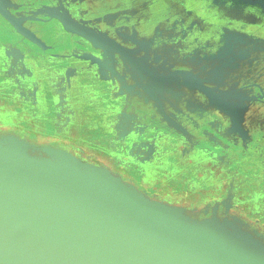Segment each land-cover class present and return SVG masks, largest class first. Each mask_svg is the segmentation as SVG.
I'll use <instances>...</instances> for the list:
<instances>
[{"label": "flooded vegetation", "instance_id": "af4514ba", "mask_svg": "<svg viewBox=\"0 0 264 264\" xmlns=\"http://www.w3.org/2000/svg\"><path fill=\"white\" fill-rule=\"evenodd\" d=\"M7 1L12 15L36 35L60 38L64 33V29L62 32L45 28L56 21L38 16L35 0ZM97 1L76 0V5L88 3L91 6ZM100 1L106 3L107 0ZM160 1L168 5V20L156 19V14L149 9L133 7L124 12L111 10L98 15L87 13L85 8L76 15L63 13L66 22L76 23V33L69 34L77 42L76 48H55L44 41L47 45L44 50L56 61L60 60L59 56L69 55L71 64L57 66L58 63L42 61L45 72L52 79L46 80L50 81L52 91L43 95L38 104L35 100L30 101L25 112L20 104L32 100L44 81L35 83L36 80H32L29 86L20 88L19 93L10 89L4 93L0 91V100L9 97L21 101L13 107L19 111L21 123L17 125L13 121L2 127L37 141L68 146L86 158L107 163L150 195L187 205L196 213L206 208L203 206L207 200L213 201L211 205L219 203L222 211L237 214L249 221L251 228L264 231V210L258 212L251 206H242L239 200L224 199L230 189L236 194L245 189L264 192V170L260 175L253 165L245 168L242 156L248 153H236V150L229 153L227 142L209 141L208 135L202 134L204 130H211L221 140L217 131L220 122L226 123V118H230L237 134L248 142L249 130L264 127V110L252 114L247 125L242 105L226 96L225 89L218 86L220 79L199 75L192 67L178 66V50L172 52L175 46L172 40L177 31L173 29L177 22L175 0ZM88 4L85 7L89 9ZM38 22L44 25L43 31ZM146 23L149 30L143 28ZM80 29L92 30L95 42L82 36L78 32ZM82 38L90 42L89 46H85ZM100 41L112 46H101ZM166 41L168 45H164ZM34 53L31 47L26 51V62ZM146 56H149L147 61L144 60ZM74 62L76 68L68 69ZM62 66L66 69L64 76L74 78L72 83L56 80ZM177 76L182 84L179 89ZM10 88L15 89L14 86ZM178 90L182 92L181 96L175 94ZM59 98L63 99L61 104ZM35 106L42 112H35ZM37 113L40 115L36 121L24 119ZM118 117L124 126L114 136V119L118 120ZM202 119H211L216 130ZM87 124L107 132L108 147L99 148L90 137L82 134L83 126L87 127ZM235 144L231 145L235 147ZM206 166L219 167L218 172L210 170V179L203 171ZM220 167L225 168L224 175H219ZM223 180L226 184L221 186ZM235 180L239 182L235 183ZM207 181L215 182L216 188L206 186ZM218 198L220 201L216 200Z\"/></svg>", "mask_w": 264, "mask_h": 264}, {"label": "water", "instance_id": "95a60500", "mask_svg": "<svg viewBox=\"0 0 264 264\" xmlns=\"http://www.w3.org/2000/svg\"><path fill=\"white\" fill-rule=\"evenodd\" d=\"M8 6L4 17L46 49ZM236 220L191 216L63 148L0 134V264H264V240Z\"/></svg>", "mask_w": 264, "mask_h": 264}, {"label": "rangeland", "instance_id": "374dc122", "mask_svg": "<svg viewBox=\"0 0 264 264\" xmlns=\"http://www.w3.org/2000/svg\"><path fill=\"white\" fill-rule=\"evenodd\" d=\"M45 1L49 3H45ZM35 2H37L34 4L37 8L38 16H45L46 18H49V15L54 12L57 14L65 12L70 14L72 12L76 15V12H80L82 8H85L87 13H95V15H98L99 12L103 13L111 10L124 12L131 7H133L132 9H149L156 14V19L162 17L168 20L169 15L168 5L161 3L160 0H107L106 3L98 0L96 4L91 6L85 3L88 4L89 9L85 7V4L76 5V0H35ZM174 2L177 22L173 29L177 31L175 32V39L172 40L175 42L172 52L178 50L177 55L175 53L178 66L192 67L193 71L199 75L220 79L221 83L218 86L225 89V94L228 98L242 105V114L244 113V118L248 125L249 117L252 114L264 110V0H175ZM153 3L157 4L155 8ZM40 21L42 22V20ZM55 21L51 22V25L47 24L45 28L51 27L53 30L60 29L62 31V23L57 19ZM41 22L38 23L40 31H43L45 28H43L44 25ZM143 26L144 29H150L147 23ZM40 31L37 33H40ZM63 31L64 33L61 34L60 38L39 37L55 48H58V46L61 48L66 47L70 50L76 48L77 42L74 41L73 36L69 35L71 32L66 31L67 34L65 30ZM0 37L4 38H0V61L2 60V62H7L10 65L11 63L19 65L20 62L26 61V51L30 47L32 52L34 49L35 53L33 58H29L30 61H27L29 63L38 60L39 62L44 61L47 63L50 61L49 63H58L59 65L64 63L66 65L72 60L67 55L59 56L60 60L56 61L47 51L40 50L39 45L19 33L1 12ZM82 40L85 41L83 42L86 44L85 46H89L90 42H88V39V41L84 38ZM166 43L164 45H168L167 41ZM144 60H149V56H146ZM34 75L33 79H40L39 75ZM10 77L12 81L17 79L16 75H11ZM180 80V76H177L178 89L182 85ZM175 94L182 95V92L178 90ZM11 103L9 100H0V129H4L2 126L10 125L13 121L17 122V125L21 123V120L18 119L19 111L13 108ZM25 107L26 105L24 104L20 106L22 112L27 111ZM28 117L24 119L30 120V122L37 119V117ZM119 119L120 117H118V120L114 119L113 128H115V132L119 131L121 126H124ZM229 119L226 118V123L220 122L221 129L218 128L217 131L222 136H220L221 140L211 130H204L202 134L204 136L208 135L209 141L227 142V146L230 149L227 150L229 153H234V150H236V153H248L242 156L244 167L248 168L250 167L248 165H253L255 172L261 175L264 170V127L257 126L252 132L249 130L248 138L250 140L245 142L243 137H241L242 135L240 134L239 136L237 134L235 126L232 125L233 122ZM207 120H205L206 123L215 129L216 124L211 119ZM234 142H236L235 147L238 149L231 145ZM230 146L234 148H230ZM214 168L206 166L203 170L206 172L205 174H208L209 179L211 172H218L219 167L215 166ZM220 169L219 175H224L225 168L220 167ZM207 182L208 185L206 184V186L216 188L215 182ZM220 182L221 186L226 184L225 181L223 183L222 181ZM234 182L238 183L239 181L235 180ZM205 189L208 190V188ZM227 197L236 201L239 200L242 206H251L258 212H263L264 210V192L245 189L236 194L230 189L224 199ZM216 200L220 201L219 198ZM175 203L185 206L179 202ZM212 203L213 201L207 200L203 207L208 205L210 207ZM223 203H225V200ZM234 215L237 216V214ZM238 217L248 224L249 221L239 215ZM253 230L264 238V231L255 228Z\"/></svg>", "mask_w": 264, "mask_h": 264}, {"label": "crops", "instance_id": "0c3cea01", "mask_svg": "<svg viewBox=\"0 0 264 264\" xmlns=\"http://www.w3.org/2000/svg\"><path fill=\"white\" fill-rule=\"evenodd\" d=\"M59 15L64 16L62 13H59ZM63 28H64V26H63ZM0 38H2V37H0ZM2 39H4V38H2ZM69 64H71V63H69ZM57 66H60V65L58 64ZM71 67L72 68H76V62H74L73 65H70L68 67V69L71 68ZM60 68L62 70H60ZM60 68L58 69L59 70V78L56 79V80H62L63 84H64L65 80H66V82H69V84L72 83V80L74 78H71V77L68 78V77L64 76L65 71H66L65 66H62ZM44 69H45V64H43L42 62H39V61H37V62L35 61V63L34 62H30L29 63V62L24 61V62H20L19 65H15L13 63H11V65H10L9 63L2 62V60H1L0 61V71H1L0 72V91H2L4 93V92H8V90L10 89L13 92L18 90V93H19L20 90H21L20 88H22V87L26 88V85L29 86V82H31L32 80H36L35 83L44 81V84H42V88L35 91V96L32 98V100L28 99L27 103L23 102L24 105H26L25 108H27V110H28V106L27 105H28V103H30V101H34L35 100L36 103L42 102V99H43L42 96L44 95V97H45L47 94H49L52 91V88H51L52 85H50L48 83L50 81H46V80H52V79L48 77L49 74L47 72H45ZM36 70H37V72H36ZM26 73H28V75ZM34 74L40 75L41 79H33V76H35ZM11 75H16L17 79L12 81L11 77H10ZM20 79H23V80H20ZM33 83L34 82H32V85H33ZM74 85L76 87V81H74ZM10 86H14L15 89L10 88ZM61 91L63 93L64 89L62 88ZM5 99L9 100V102H12L11 103L12 106L15 107L14 105H16L15 103L17 101L14 98L7 97ZM62 100L63 99L59 98V103L60 104L62 103ZM17 103H21V101L17 102ZM20 105H22V104H20ZM34 110H35V112H38V111L42 112V110L38 109L36 106H35ZM34 115H32V117H37L38 115H40V113H37L36 116H34ZM87 125H88L87 127L83 126V128L81 130L82 134H84L87 137H90V139H92L98 145L99 148L102 147V146L103 147H108V141H107L108 136H105V134H107V132L105 130H96L95 127H91L92 126L91 124H87ZM114 132H115V129H114ZM116 133H118V131H116L115 134ZM0 134L16 135L20 139L26 141L27 143H29V144H31L33 146L44 147V146H48L49 145V146H53V147L63 148L65 150L71 152L72 154H74L76 159L81 161L85 165L99 166V167H103V168L109 170L112 174L122 178V180H124L125 182L131 183L134 186H136L141 192H143L145 195H147L148 197H150L153 200L160 201V202H163V203L168 204V205H173L174 207L176 206V207L183 208L187 214H189L191 216H194V217H197V218H200V219H212V218H217V219H221V220L228 219V220L233 221V222H235V223L240 225L239 221L236 220V219L241 220L238 217V215L235 216L234 214H229L225 210L222 211L221 210V205L219 203H215L213 205H210V207L208 205V206H206L205 209L202 210V212L196 213V212H194V210H192V208H189L187 205L180 206V205L176 204L173 201L166 200V199H161V198H158V197L150 195L149 193L144 191L142 188H140L136 183L124 178L120 173L114 171V169L111 168L107 163L100 162V161H95V160L86 158L82 154L74 152L68 146H64L62 144H53V143H50V142L37 141L35 139H32V138H30L28 136H24L23 134H21L19 132H16V131H12V130L0 129ZM243 228L244 229H249L250 231L253 230V228H251L249 225H248V228L246 226H244ZM261 239L264 240L263 237Z\"/></svg>", "mask_w": 264, "mask_h": 264}, {"label": "bare ground", "instance_id": "6f19581e", "mask_svg": "<svg viewBox=\"0 0 264 264\" xmlns=\"http://www.w3.org/2000/svg\"><path fill=\"white\" fill-rule=\"evenodd\" d=\"M74 25V24H73ZM76 26V25H75ZM77 29V28H76ZM82 29V28H81ZM88 32H90V31H88ZM92 33V32H91ZM98 36V35H97ZM99 37V36H98ZM101 42V41H100ZM69 152V151H68ZM71 153V152H70ZM74 155V154H73Z\"/></svg>", "mask_w": 264, "mask_h": 264}]
</instances>
